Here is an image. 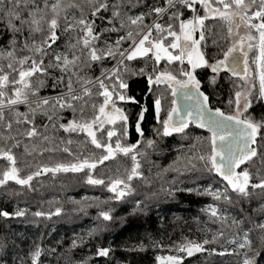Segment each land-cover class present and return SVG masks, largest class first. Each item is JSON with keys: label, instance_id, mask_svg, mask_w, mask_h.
<instances>
[{"label": "snow or ice", "instance_id": "obj_1", "mask_svg": "<svg viewBox=\"0 0 264 264\" xmlns=\"http://www.w3.org/2000/svg\"><path fill=\"white\" fill-rule=\"evenodd\" d=\"M197 69L208 70L205 80ZM222 70L228 77L220 78ZM137 77L153 97L147 134L149 109L129 94ZM154 84L167 86L163 96ZM117 101L138 106L134 123ZM56 156L64 159L53 162ZM162 157L171 159L161 166ZM0 158V186L12 182L16 196L41 197L35 211L19 201L11 211L0 207V264H90L93 257L139 264L133 254L145 251L143 239L121 246L125 258L111 246L97 244L90 255L82 249L125 217L147 229L155 213L163 226L161 212L180 192L210 198L201 212L215 228L199 239L182 236L156 264L197 256L196 264H261L264 0H0ZM121 158L127 163L95 175ZM77 175L110 195L42 198L41 181ZM2 197L10 202L13 192ZM113 201L130 203L125 217L103 207ZM84 218L89 226L60 230ZM144 235L153 248L163 246L162 236Z\"/></svg>", "mask_w": 264, "mask_h": 264}, {"label": "trees", "instance_id": "obj_2", "mask_svg": "<svg viewBox=\"0 0 264 264\" xmlns=\"http://www.w3.org/2000/svg\"><path fill=\"white\" fill-rule=\"evenodd\" d=\"M143 63V61H141ZM166 62L162 61L160 64V68L163 69L165 67ZM151 65H149V68ZM207 69H197L196 75L198 79L202 81L206 79L208 75ZM228 77V74L225 72H221V79ZM167 86L160 85L156 86L153 85V89L156 92H159L162 96L165 94ZM147 90V85L142 78H134L130 84V91L129 94L133 95L140 103L145 104L148 107V112L146 113L145 120L143 121L144 131L147 134L150 127L154 124L153 119V112L151 109V101L152 95L145 96L144 92ZM227 98V97H225ZM117 106L122 107L125 113L129 116L130 122L134 123L136 113L138 112V106L133 104L132 102H121L117 101ZM214 106H220L224 108L223 104H214ZM22 110V109H21ZM225 111H229L227 108H224ZM258 111V110H257ZM197 132L201 135H207L206 132L202 130H197ZM137 138L134 129H130V138L129 142H134ZM73 139H76L73 137ZM83 140V137H80ZM173 141L169 140V144H172ZM73 150L77 153L80 152V148L78 145L74 144ZM58 159H64L63 156H56L52 158V161L55 162ZM171 157H162L160 158L161 166L167 164ZM47 161V157H45V162ZM6 162L0 158V167H2ZM127 162L123 160V158L119 160H114L112 162H105V166L103 168L98 167L95 170V175L97 177L107 176L109 175V169L115 170V168L119 164H126ZM170 178V177H169ZM219 179V178H217ZM84 176L77 175L74 179L71 176L62 177L59 181H51V180H44L41 181L44 184V188L42 189L43 192V199L45 201L49 199H55L57 196L60 197L61 202L66 200L67 196H72L74 199H79L81 196H88V197H99L101 200H106L110 193L107 192L106 188L101 189L100 187H92L83 184ZM63 184L64 187L61 188L60 185ZM18 186L9 182V186L7 188L0 186V207H4L7 210L11 211L14 206H16V202L19 201L20 207H28L30 211H35L38 207H41L39 204V200L41 199L40 196H16L15 192L17 191ZM9 190L13 192V197L11 198L10 202H5L3 200L2 194L7 193ZM178 203H175L174 207H166L161 215L165 217L164 225L161 226L159 221L156 219V214H152V220L149 222L150 227L145 229L144 227L139 226L140 222L136 221L132 217H125V214L130 211V203H118V202H111L110 205L105 204L103 207L107 208L111 206L114 210L115 217H125V224H121L119 220H116L113 224L109 225V231L99 234L97 238L92 242L91 247L89 245H85L82 249V253L86 255H90L91 252H94L95 246L97 244L101 246H111L115 249L114 255L117 258H125L126 254L120 251L121 246H134L141 242L146 245L145 251L139 254H133V258L137 259L139 264H156L155 257L159 255L163 257L165 255H173L174 253L171 251V244L174 241L180 240L182 236H187L190 239L193 237L196 238H203V233L205 231H211L215 228V225L208 220V217L205 213L201 212V208L211 203V200L207 196H197L195 194H188L184 192H180L177 194L176 197ZM51 206L48 203L43 205V210H49ZM66 208H70L71 205L65 203ZM96 208L89 209V217L96 215ZM173 214L175 217L179 219H174ZM63 219V218H62ZM15 223V222H14ZM22 223V222H21ZM91 224V220L88 218H84L82 221L80 220H73L71 223H65L61 227V231L68 229V235H71V230L73 229V225L76 228H84L85 226H89ZM20 226L18 225V228ZM156 229H160L157 231ZM29 235L39 236V230L33 229H25ZM151 232L153 239H161L162 236V243L163 246L153 248L152 245L148 242L147 236H145V232ZM47 235V233H45ZM210 238V236H209ZM225 241L222 240L221 244ZM201 259L199 256L193 257L190 259H185V264H196V260ZM260 259V257H257ZM90 264H105V260L99 257H93ZM113 264L115 262L113 261ZM261 264H264V260L261 261Z\"/></svg>", "mask_w": 264, "mask_h": 264}, {"label": "rangeland", "instance_id": "obj_3", "mask_svg": "<svg viewBox=\"0 0 264 264\" xmlns=\"http://www.w3.org/2000/svg\"><path fill=\"white\" fill-rule=\"evenodd\" d=\"M255 56V53L254 52H250V55H249V59L251 60V58H253ZM253 67V69H254V65L252 66Z\"/></svg>", "mask_w": 264, "mask_h": 264}, {"label": "water", "instance_id": "obj_4", "mask_svg": "<svg viewBox=\"0 0 264 264\" xmlns=\"http://www.w3.org/2000/svg\"><path fill=\"white\" fill-rule=\"evenodd\" d=\"M222 72H224L223 70H222ZM226 73V72H225ZM228 74V73H227ZM202 131H204V130H202ZM204 132H206V131H204ZM165 256H168V254L167 255H165ZM165 256H163V257H165ZM162 257V258H163ZM185 259H190V258H188V257H186ZM161 264H163V262H161Z\"/></svg>", "mask_w": 264, "mask_h": 264}]
</instances>
